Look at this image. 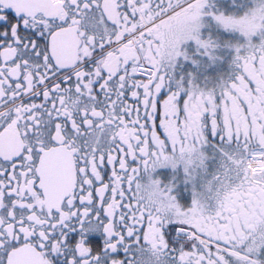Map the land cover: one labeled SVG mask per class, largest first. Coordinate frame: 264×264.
Returning a JSON list of instances; mask_svg holds the SVG:
<instances>
[{"label":"snow or ice","instance_id":"obj_1","mask_svg":"<svg viewBox=\"0 0 264 264\" xmlns=\"http://www.w3.org/2000/svg\"><path fill=\"white\" fill-rule=\"evenodd\" d=\"M206 6L0 0V264H264V0L213 90Z\"/></svg>","mask_w":264,"mask_h":264},{"label":"flooded vegetation","instance_id":"obj_2","mask_svg":"<svg viewBox=\"0 0 264 264\" xmlns=\"http://www.w3.org/2000/svg\"><path fill=\"white\" fill-rule=\"evenodd\" d=\"M204 11L206 14L201 17L200 37L210 40L214 47L209 50L210 54H206L195 42L189 41L184 44L182 51L187 59L178 58L174 67V75L177 80L192 78L201 89L213 90L222 80H227L232 72L234 46L226 38L220 40L217 35L216 21L213 15L208 14L212 13L213 7L205 8ZM209 170L211 171V166Z\"/></svg>","mask_w":264,"mask_h":264},{"label":"rangeland","instance_id":"obj_3","mask_svg":"<svg viewBox=\"0 0 264 264\" xmlns=\"http://www.w3.org/2000/svg\"><path fill=\"white\" fill-rule=\"evenodd\" d=\"M212 2H216V1L213 0ZM245 2H246V0H231L230 1V4L227 7V9H223L219 5V6H217L218 14L223 13L224 15H239L241 13V11H242L241 5H243ZM218 28L222 32H225L226 31L219 24H218ZM235 40L238 43H241L243 41V38L236 31H235Z\"/></svg>","mask_w":264,"mask_h":264}]
</instances>
